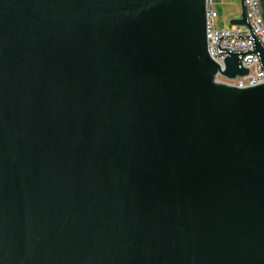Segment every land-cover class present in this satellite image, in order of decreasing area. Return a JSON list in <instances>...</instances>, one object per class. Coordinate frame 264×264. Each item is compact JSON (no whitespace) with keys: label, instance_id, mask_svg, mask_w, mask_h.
I'll use <instances>...</instances> for the list:
<instances>
[{"label":"water","instance_id":"water-1","mask_svg":"<svg viewBox=\"0 0 264 264\" xmlns=\"http://www.w3.org/2000/svg\"><path fill=\"white\" fill-rule=\"evenodd\" d=\"M206 1L0 0V264H264V82L216 79L264 44Z\"/></svg>","mask_w":264,"mask_h":264},{"label":"built area","instance_id":"built-area-1","mask_svg":"<svg viewBox=\"0 0 264 264\" xmlns=\"http://www.w3.org/2000/svg\"><path fill=\"white\" fill-rule=\"evenodd\" d=\"M249 24L252 29L264 44V24H261L257 7L259 0H244ZM220 12L216 7L215 0L206 1V35H207V50L210 57L223 66V60L228 52H218L217 41L218 35H232L231 37H222L219 41L221 48H229L231 50H253V42L251 38H236V36L250 35L249 26H231L225 28L219 25ZM242 66L248 68V73L243 76H237L234 79L226 78L221 74L216 75V79L223 83L236 87L254 86L264 82V69H261V63L257 53H247L242 60Z\"/></svg>","mask_w":264,"mask_h":264},{"label":"rangeland","instance_id":"rangeland-1","mask_svg":"<svg viewBox=\"0 0 264 264\" xmlns=\"http://www.w3.org/2000/svg\"><path fill=\"white\" fill-rule=\"evenodd\" d=\"M216 7L220 11L219 25L229 28V20L232 16L240 14V3L238 0H215Z\"/></svg>","mask_w":264,"mask_h":264},{"label":"bare ground","instance_id":"bare-ground-1","mask_svg":"<svg viewBox=\"0 0 264 264\" xmlns=\"http://www.w3.org/2000/svg\"><path fill=\"white\" fill-rule=\"evenodd\" d=\"M257 14H259V17H260V19H261V24H264V23H263L262 16H261V13H260V4H259V7H257Z\"/></svg>","mask_w":264,"mask_h":264},{"label":"crops","instance_id":"crops-1","mask_svg":"<svg viewBox=\"0 0 264 264\" xmlns=\"http://www.w3.org/2000/svg\"><path fill=\"white\" fill-rule=\"evenodd\" d=\"M220 12V11H219ZM234 17H236V15L235 16H232L231 18H234Z\"/></svg>","mask_w":264,"mask_h":264}]
</instances>
